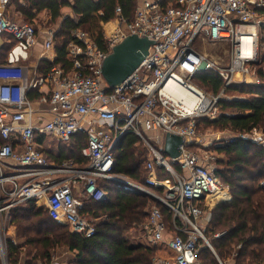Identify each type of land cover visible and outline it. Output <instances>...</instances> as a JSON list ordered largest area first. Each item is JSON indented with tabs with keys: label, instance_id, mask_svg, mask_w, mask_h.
Here are the masks:
<instances>
[{
	"label": "built area",
	"instance_id": "built-area-1",
	"mask_svg": "<svg viewBox=\"0 0 264 264\" xmlns=\"http://www.w3.org/2000/svg\"><path fill=\"white\" fill-rule=\"evenodd\" d=\"M8 2L0 0V6ZM262 8L264 0H140L132 16L126 17L117 5L113 18L100 22L102 48L87 32L74 29L66 47L69 69L52 64L44 75L24 64L37 43L36 28L0 14V41L13 42L0 62V264H8V244L16 243L9 212L26 201L44 207L51 220L72 231L93 235V225L80 211L84 200L105 197L100 180L127 193L155 198L171 214L169 231L160 209L149 210L144 231L151 245L168 255H157L153 264H197L200 244L215 254L200 225L203 207L214 200L227 201L230 192L212 171L214 155L201 152L204 140L196 119H218L224 92L209 94L193 78L213 72L225 87L237 77L239 82H248L249 75L252 80L258 31L264 26ZM47 34L43 58L52 63L55 37L52 30ZM129 35L150 42L147 54L122 83L109 88L101 72L103 61ZM243 35L250 38L248 55L243 54ZM171 79L188 89L196 87L193 111L165 94ZM253 83L260 80L255 76ZM43 84L47 92L31 99ZM127 133L137 136L147 151L143 183L114 171L115 148ZM167 133L183 138L175 159L162 152ZM41 137L59 142L76 139L84 162L48 156L39 145ZM221 144L219 139L213 147ZM156 168L169 175L158 178ZM151 187L162 188L163 194Z\"/></svg>",
	"mask_w": 264,
	"mask_h": 264
},
{
	"label": "trees",
	"instance_id": "trees-1",
	"mask_svg": "<svg viewBox=\"0 0 264 264\" xmlns=\"http://www.w3.org/2000/svg\"><path fill=\"white\" fill-rule=\"evenodd\" d=\"M14 2L23 19L31 24L32 19L40 12H47L50 15L49 23H55L63 6L72 10L74 18H64L54 33L56 58L52 63L40 61L41 67L59 64L68 69L70 63L66 59V47L73 40L72 30L87 32L97 46L102 48L99 22L111 20L117 5L126 17H131L138 0ZM259 13H264V8L259 9ZM258 43L261 55L255 64V76L260 80L259 84L241 82L225 87L222 79L209 71L200 72L194 77L212 94H217L220 90L224 92L218 102L221 116L215 120L197 118L196 129L212 126L220 130L228 129L234 135L222 139L221 146L211 149L219 156L212 171L229 188L231 199L208 209L203 233L215 254L209 247L200 244L197 259L203 260L205 264L209 261L210 264H218L215 256L223 264L229 259L233 260V264H264V257L260 258L237 248L236 241L238 233L247 227L252 232L264 234V143L260 142V138L252 139L249 136L254 129L264 135V26L259 29ZM12 45L13 42L1 45L0 62L6 59ZM79 143L73 138L68 142H59V152L53 158H71L82 164L84 161ZM188 147L194 148L195 145L190 144ZM146 152L137 136L132 133L125 134L114 151V171L135 182L143 183L147 174L144 168ZM155 172L158 178L169 175L162 168H156ZM98 186L105 191V197L99 201L84 200L80 211L94 227V234L90 237L72 231L66 224L51 220L44 207L36 206L33 201L13 207L8 220L16 232V243L8 244L7 263L153 264L158 247L132 244L126 233L144 228L152 207L160 209L170 231L171 214L167 208L148 195L124 192L110 181L100 180ZM151 188L162 193L160 187ZM217 233L223 235L216 237Z\"/></svg>",
	"mask_w": 264,
	"mask_h": 264
},
{
	"label": "crops",
	"instance_id": "crops-1",
	"mask_svg": "<svg viewBox=\"0 0 264 264\" xmlns=\"http://www.w3.org/2000/svg\"><path fill=\"white\" fill-rule=\"evenodd\" d=\"M139 2H140V0H138L136 6L138 5ZM0 14H3L6 17H8L10 20H13L16 22H26L23 19L22 15H20V12L17 10V7H16L14 0H11L10 2H8L4 7L0 6ZM66 17L74 18V14L69 7L63 6L61 8V14L55 23H49L50 15L45 11L38 13L32 19L33 24L37 30V43L33 47V49L29 52V60L27 63L25 62V64L28 67H30V69H32V70L37 69L36 70L37 75H44L48 70V66L47 67L46 66H42V67L40 66V64H41L40 61H46L47 63H50L48 60L43 58V43L47 38H49L47 31L52 30L55 33L58 26L60 25L61 21ZM47 25H49V26L47 27ZM3 43H7V42L1 40L0 41V47ZM52 55H54V59H55L56 58L55 48L52 51ZM62 67H64V66H62ZM64 68L66 69V67H64ZM48 89L49 88L46 84L41 85L38 88V91H36V92L33 91L30 94V97L32 96L31 99L35 98L36 96H38L40 94L46 93ZM39 143H40L39 145L41 146V148L45 154H47L50 157L57 156V154L59 152V141H57L51 137H45V138L41 137V141H39ZM230 199H231V197L227 201H230ZM212 207L213 206H211V207L205 206V208L203 207L204 208V214L200 220V225H201L202 230L207 224L208 209H210ZM203 220H204V223H203ZM141 231L143 233L140 234L139 236L137 233H135V232L133 233V231H131L134 234L133 235L134 238L133 237L130 238L128 236V239L130 240V242L132 244H144V245H148V246L151 245V243L148 239V236L146 235V232L144 231V228H142ZM15 233L16 232L14 230V233H13L14 237H15ZM256 236L257 235L254 234V232H252L248 227L245 228L244 230L239 232L238 235L236 236L237 243L239 244L237 246V248H241V245H242V249L246 250L248 253L253 254L254 256L263 258L264 257V235H261L262 236L261 238H263V239H261L260 237L258 238ZM158 250L161 251L164 249L158 248ZM52 264H55V263H52ZM197 264H199V262ZM225 264H233V260L229 259V260H227V262Z\"/></svg>",
	"mask_w": 264,
	"mask_h": 264
},
{
	"label": "water",
	"instance_id": "water-1",
	"mask_svg": "<svg viewBox=\"0 0 264 264\" xmlns=\"http://www.w3.org/2000/svg\"><path fill=\"white\" fill-rule=\"evenodd\" d=\"M149 45L150 42L146 38L129 35L113 47L101 67L103 79L109 88L122 83L137 68L146 56ZM182 144L181 136L167 133L164 137L162 152L167 157L175 159L180 154L179 146Z\"/></svg>",
	"mask_w": 264,
	"mask_h": 264
},
{
	"label": "rangeland",
	"instance_id": "rangeland-1",
	"mask_svg": "<svg viewBox=\"0 0 264 264\" xmlns=\"http://www.w3.org/2000/svg\"><path fill=\"white\" fill-rule=\"evenodd\" d=\"M49 25H47V27H48ZM99 26H100V22H99ZM100 30L102 31L103 30V28H102V26H100ZM258 37H259V31H258ZM210 49H209V53L211 52V50H212V46L211 47H209ZM219 48H224V45H222V46H220ZM260 55H261V53H260V46H259V43H258V45H257V59H256V61L257 60H259L260 59ZM213 56V55H212ZM214 57V56H213ZM215 58H217V59H219L221 62H223L224 63V60L223 59H221V58H219V57H215ZM256 61H255V63L254 64H252V70L254 71V73L256 74ZM28 61H26V63H27ZM220 63V62H219ZM25 64V63H24ZM254 77L255 76H252V80H250L251 78H250V75L249 76H247V78H248V82H246V83H253V81H254ZM239 80H240V77L238 78H235V81L233 82V83H241V82H239ZM193 81H194V83H196L197 84V86L199 87V88H201V89H203L205 92H207V93H209V94H212L211 92H210V90H207V89H205V88H203L202 87V85L201 84H199L198 83V80H196L195 78H193ZM243 96V95H242ZM245 96V95H244ZM243 96V97H244ZM197 132H198V134L201 136V137H203V140H204V146L202 147V149H201V152L203 153V152H206V153H203V155H214V158L211 160V166H213L214 167V165H215V161H216V159L219 157V156H217V154H216V152L215 151H213V150H211L212 149V147L214 146V143H216V141H218L219 139H225V138H230V137H232V136H234L233 135V133H231L228 129H223V130H220L219 128H213L212 126H207V127H198V129H197ZM249 136L252 138V139H256V138H260L261 139V141L260 142H262V143H264V135H262L259 131H256V132H253L251 135L249 134ZM263 137V138H262ZM158 141V140H157ZM210 151V152H209ZM147 175V174H146ZM160 194H163V193H160ZM158 201V200H157ZM160 202V201H159ZM219 203V202H218ZM217 202H210V204H209V206L208 207H211V206H215L216 204H218ZM205 220V219H204ZM204 220H203V223H204ZM131 231H133V233L135 232V233H137L138 234V236L140 235V234H142L143 232L141 231V229H137V230H130V231H128L127 233H126V236L128 237H130V238H132L133 237V233L131 232ZM254 234H256L257 236L256 237H262L261 235H264V234H260V233H256V232H254ZM134 238V237H133ZM261 239H263V238H261ZM237 241V240H236ZM239 244L237 243V246H238ZM203 246H205V245H203ZM241 248H242V245H241ZM22 251H24V250H22ZM157 255H160V256H162V257H167L168 255H167V253L164 251V250H161V251H157ZM215 258H216V260H217V262H218V264H223V263H221V261L215 256ZM198 260V262H199V264H205L204 262H203V260H201L200 261V259H197ZM205 260V259H204ZM208 260V259H207ZM209 261V260H208ZM207 262V261H206ZM208 264H210V261L209 262H207Z\"/></svg>",
	"mask_w": 264,
	"mask_h": 264
},
{
	"label": "bare ground",
	"instance_id": "bare-ground-1",
	"mask_svg": "<svg viewBox=\"0 0 264 264\" xmlns=\"http://www.w3.org/2000/svg\"><path fill=\"white\" fill-rule=\"evenodd\" d=\"M242 43H244L243 54H250L249 46L246 47L250 38L243 35ZM193 89H188L181 85L177 79H171L167 82L164 92L174 102L181 104V106L188 111H193L196 107V87L192 86Z\"/></svg>",
	"mask_w": 264,
	"mask_h": 264
}]
</instances>
